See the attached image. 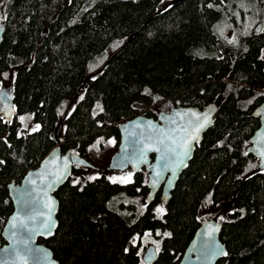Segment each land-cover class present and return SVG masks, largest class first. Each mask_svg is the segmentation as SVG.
<instances>
[{
	"label": "trees",
	"instance_id": "obj_1",
	"mask_svg": "<svg viewBox=\"0 0 264 264\" xmlns=\"http://www.w3.org/2000/svg\"><path fill=\"white\" fill-rule=\"evenodd\" d=\"M0 16V91L15 70L16 109L12 122L0 118V238L14 211L9 186L39 167L56 136L89 161L104 141L118 147L119 125L141 112L215 103L167 206L161 193L148 203L145 168L119 183L77 166L56 193V233L37 242L58 264H145L150 246L156 264H179L224 210L218 264H264V171L249 153L264 102V0H0ZM29 115L31 133L21 121Z\"/></svg>",
	"mask_w": 264,
	"mask_h": 264
},
{
	"label": "water",
	"instance_id": "obj_2",
	"mask_svg": "<svg viewBox=\"0 0 264 264\" xmlns=\"http://www.w3.org/2000/svg\"><path fill=\"white\" fill-rule=\"evenodd\" d=\"M6 30V23L0 22V49ZM261 31L262 25L259 24L256 32ZM218 110L215 103L204 109L175 107L169 113H161L157 119L139 115L120 124V144L111 160L110 169L121 172L131 169L133 173H138L145 168L149 174L148 203L152 204L161 193V200L167 206L182 174L193 161L197 147L213 127ZM15 114L14 91L1 89L0 118L12 122ZM254 117L259 118L261 125L250 140L249 153L259 159V171L262 172L264 102L255 111ZM201 123H205V126L195 131ZM193 136L196 139H192ZM55 139L57 147L42 160L39 167L29 171L19 185L12 183L9 186L14 211L0 238V264H58L52 250L37 240L49 239L56 233L60 209L56 193L70 181L74 168L92 166L77 153L65 151L61 138L56 136ZM223 212L202 224L179 264L220 262L226 253L221 241L222 224L219 221ZM158 259L156 248L148 247L143 256L144 263L156 264Z\"/></svg>",
	"mask_w": 264,
	"mask_h": 264
},
{
	"label": "rangeland",
	"instance_id": "obj_3",
	"mask_svg": "<svg viewBox=\"0 0 264 264\" xmlns=\"http://www.w3.org/2000/svg\"><path fill=\"white\" fill-rule=\"evenodd\" d=\"M0 22H4L3 16H0ZM256 25H252L250 29L251 30L255 29V32H256V28H257ZM228 37L229 38L232 37L231 32L228 33ZM109 57L110 56L108 55L106 59L104 60V62H106L109 59ZM96 71L97 70H93V72H96ZM14 78H15V70L7 72L2 78V89H12L13 90ZM150 109H154V108L151 107ZM161 113L163 112H160V111L157 112V118ZM140 116H145V115H143V112H141ZM21 121L23 122L24 129L27 133H31L38 129V125L34 122L33 117H31L30 115L21 117ZM117 152H118V147L116 145L115 140L104 141V149H101L97 146L90 148L89 150L90 159L88 162L91 164L92 167L88 168L87 175L89 177H95L99 174V171H104L112 181L119 182V183L130 182L132 179L130 170L121 172V171H114L110 169L111 160ZM129 177H130V180H129ZM163 207H164L163 205H160L159 209L163 211L164 210Z\"/></svg>",
	"mask_w": 264,
	"mask_h": 264
},
{
	"label": "snow or ice",
	"instance_id": "obj_4",
	"mask_svg": "<svg viewBox=\"0 0 264 264\" xmlns=\"http://www.w3.org/2000/svg\"><path fill=\"white\" fill-rule=\"evenodd\" d=\"M209 7H212V5H209ZM193 115H195V114H193ZM196 119H197V120H200V117H199V116H196ZM205 123H207V118H205ZM205 123H201V124H199L198 127L195 129V131L198 132L201 128H203V127L205 126ZM192 139H196V137L193 136ZM185 147L187 148V143L185 144ZM185 154H186V153H185ZM157 175H159V173H157ZM129 180H130V177H129ZM77 182H78V181H77ZM113 182H115V181H113ZM225 255H226V253H225Z\"/></svg>",
	"mask_w": 264,
	"mask_h": 264
},
{
	"label": "flooded vegetation",
	"instance_id": "obj_5",
	"mask_svg": "<svg viewBox=\"0 0 264 264\" xmlns=\"http://www.w3.org/2000/svg\"><path fill=\"white\" fill-rule=\"evenodd\" d=\"M119 147V146H118Z\"/></svg>",
	"mask_w": 264,
	"mask_h": 264
}]
</instances>
